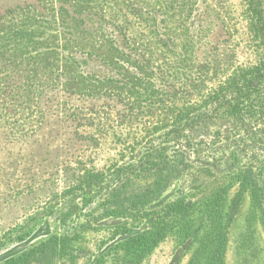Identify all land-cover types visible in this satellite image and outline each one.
<instances>
[{"label":"rangeland","instance_id":"374dc122","mask_svg":"<svg viewBox=\"0 0 264 264\" xmlns=\"http://www.w3.org/2000/svg\"><path fill=\"white\" fill-rule=\"evenodd\" d=\"M255 1L0 0V264L56 235L78 238V264H116L126 239L157 226L160 243L134 264H189L163 214L196 203L200 226L218 195L224 264H264ZM163 159L181 167L168 189L140 214L108 217L118 180Z\"/></svg>","mask_w":264,"mask_h":264},{"label":"trees","instance_id":"16d2710c","mask_svg":"<svg viewBox=\"0 0 264 264\" xmlns=\"http://www.w3.org/2000/svg\"><path fill=\"white\" fill-rule=\"evenodd\" d=\"M254 13L259 33L264 30L260 25L263 23V13L256 7ZM262 25L264 27V24ZM261 68L264 70V65ZM255 80L258 78H252L250 83ZM249 88V90L256 89L253 85ZM235 92H239L237 95L244 97L241 95V88L235 89ZM216 111H218L217 108ZM242 111L232 110L229 114L239 115ZM135 167L136 170L126 172V177L118 180V185L108 193L105 199L108 206L106 209L108 217L117 218L125 214L142 213L143 209L157 200L158 195L164 193L171 181L181 174L179 162H171L168 159L162 160V167L159 169H154L149 165ZM249 186H253L251 180L245 189ZM255 198L262 204L264 203L262 191H257ZM209 202L208 212L206 211L208 218L200 226L196 224V203L189 205L179 201L169 205L163 214V217L170 216L175 219V223H179L180 235L188 243V250L192 252L189 264H224L228 242V229L224 214L227 198L218 195ZM164 231L163 226L152 227L151 230L126 239L123 249L129 259L120 257L116 264H134V262L147 258L160 243ZM77 239L71 235H56L2 264H78L81 256L76 253ZM100 263L101 260H98L95 264Z\"/></svg>","mask_w":264,"mask_h":264}]
</instances>
